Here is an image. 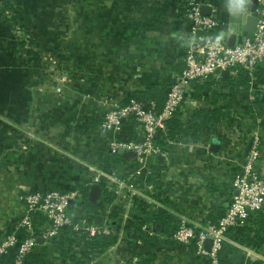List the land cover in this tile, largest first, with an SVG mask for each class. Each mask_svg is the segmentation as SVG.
Instances as JSON below:
<instances>
[{
  "label": "crops",
  "instance_id": "0c3cea01",
  "mask_svg": "<svg viewBox=\"0 0 264 264\" xmlns=\"http://www.w3.org/2000/svg\"><path fill=\"white\" fill-rule=\"evenodd\" d=\"M202 1L216 12L226 43H242V25L229 22V0ZM185 2L17 0L13 11L27 13L21 22L27 28L60 31L49 43L50 50H58L57 60H50L55 68L45 63L52 56L39 53L48 47L44 40L38 46L28 40L29 44L16 46L10 33L13 24L0 15V223L5 231H0V238L13 232L22 216L20 204L10 200L15 195L74 190L79 196L71 203L70 213L88 219L98 229L96 234L117 236L113 246L93 255L78 247L76 253L86 264H127L147 254L153 255L152 264H210L206 256L197 255L194 243H177L171 235L183 220L209 224L226 213L233 177L256 133L261 141L259 169L264 174V82L257 81L250 90L220 81L219 90L226 98H220L218 105H225L231 117L207 124L198 143L169 140L161 146L163 154L147 157L145 174L137 182L142 197L133 198L115 187L116 178L126 181L133 173L135 158H125L128 161L115 165L109 180H104L113 199L107 202L100 193L94 202L103 208L92 216L78 206L86 192L107 175L102 164L110 141L142 136V127L132 119H125L120 131L102 130L107 112L134 94L165 98L184 68L185 54L195 48ZM65 61L73 70L63 82L60 77L68 75ZM55 76L59 81H54ZM209 106V101L191 94L184 101L182 115L189 119ZM97 175L100 180L96 182ZM153 178L163 182L157 191L160 199L154 196ZM97 215L102 216L98 225ZM142 224H148L156 236L143 233ZM240 233L238 229L228 232L221 264L264 259V245L254 251L236 239ZM39 243L32 252L46 248L47 256L25 264H69L54 241ZM17 248L2 255L1 264H12Z\"/></svg>",
  "mask_w": 264,
  "mask_h": 264
},
{
  "label": "built area",
  "instance_id": "2783aa9c",
  "mask_svg": "<svg viewBox=\"0 0 264 264\" xmlns=\"http://www.w3.org/2000/svg\"><path fill=\"white\" fill-rule=\"evenodd\" d=\"M203 4L205 2L202 0L185 2V16L190 23L195 48L185 54L184 68L173 79L163 108L160 109L156 101L145 106L131 98L129 102L109 110L100 126L102 130L120 131L125 119L134 118L142 127V141L114 138L109 143L110 152L123 149L136 153L137 164L132 167L133 173L126 181L115 179V187L125 190L133 198L142 197L137 180L145 174L147 157L163 154L161 147L154 142L155 134L165 128L167 120L175 114H182V106L192 94L194 83L222 76V71L225 70L229 71L230 76L246 71L251 77L249 85L246 86L250 90H253L258 81L255 71L264 62V0H258V22L255 30L249 32L242 43L232 46L224 38L217 41L220 21L213 9L210 14H203ZM260 156L261 141L256 133L241 169L232 180L233 195L224 216L209 224L200 220H183L171 238L183 245L194 243L197 255L206 256L210 264H221V252L230 228L244 227L254 214L264 210V174L259 169ZM95 180H100L98 175ZM143 183L145 185L144 181ZM78 196L77 191L51 190L17 194L10 199L11 202L20 204L23 213L15 225V230L2 234L0 238V264L1 256L16 246L17 253L12 264H25L39 239L53 242L63 227L69 226L76 232L87 231L90 236L98 233V229L90 225L88 219L77 218L70 213V205ZM36 216L43 218L40 227H37ZM140 227L143 233L156 236L148 224ZM0 231L5 232L3 228ZM21 233L23 236H20ZM207 238L213 242L209 251L204 248Z\"/></svg>",
  "mask_w": 264,
  "mask_h": 264
},
{
  "label": "trees",
  "instance_id": "16d2710c",
  "mask_svg": "<svg viewBox=\"0 0 264 264\" xmlns=\"http://www.w3.org/2000/svg\"><path fill=\"white\" fill-rule=\"evenodd\" d=\"M12 11L13 5H11L9 0H0V15L2 17H7V13ZM255 75L260 83L264 82V64L258 66L257 70L255 71ZM250 79V75L246 71H242L237 76H229L227 78H225L224 76H221L220 78L211 77L206 81H200L195 84L192 92V97L198 100L203 99L205 101H209L212 106L204 107L194 112L189 119H184L181 113L175 114L172 118L167 120L165 128L158 131V136H155L154 138L155 144L161 147L166 143V141L169 140H187L192 143L200 142L204 135V130L207 124L212 122H221L231 117V114L229 113L228 108L225 105H218V100L220 98H226V96L219 90L220 81L227 80L233 87H246L249 85ZM167 94L165 98L163 97L160 99L157 94L154 95L152 93L142 95L134 94L129 98V100L131 98H135L138 101L142 102L145 106H149L151 101H156L158 107L161 109L163 107ZM129 100L127 102H129ZM259 103L261 104V102ZM128 119L137 121L134 118ZM136 140L142 141L143 138L141 136ZM123 161L127 162L128 160H126L118 152H109L104 158L102 169L110 170L115 165ZM133 163L134 165H136L137 160L135 159ZM150 181L154 185V189L156 192L154 196L160 199L161 196L157 191L162 188V180L153 178ZM137 182L139 183L140 179H138ZM106 186L107 183L104 180H100V188L102 187V196L106 199L107 202H109L113 199V195L109 192ZM139 204L140 208L143 211L142 206H144V203L140 202ZM78 206H80L82 209L87 210V213L91 214V216L98 213V211L103 208L101 203L93 202L91 200L89 192H86L83 200L79 201ZM224 214H221L220 218L223 217ZM36 223L37 225L42 224L43 218L41 216H36ZM138 223L139 222H137L136 224ZM233 229H238L241 232L240 234H237L239 236L236 237V239L240 240L243 243H246L254 251H258L264 245V210L254 214L244 227H232L229 231H233ZM116 242V235L100 233L90 236L87 231L76 232L71 230L69 226L63 227L61 229V233L54 239V243L59 249L62 258L67 260L69 264H86V261H84L83 257L80 254L76 253L79 247L78 245L86 249V251L89 252L88 254L93 255L97 252L108 249ZM39 245L41 244L38 243L37 246ZM46 256L47 249L41 247L40 250L31 252L27 257V260L31 259L41 262ZM152 258V254H147V256L141 257L138 261L133 262L130 260L127 264H152ZM244 264H264V261L259 258H249Z\"/></svg>",
  "mask_w": 264,
  "mask_h": 264
},
{
  "label": "rangeland",
  "instance_id": "374dc122",
  "mask_svg": "<svg viewBox=\"0 0 264 264\" xmlns=\"http://www.w3.org/2000/svg\"><path fill=\"white\" fill-rule=\"evenodd\" d=\"M9 2L11 3V5H14L15 7H17V3H16L17 0H9ZM249 9H250V6H249ZM26 16H27V13H20V11H18L16 14L14 13V11L9 12V13H7V17L5 16L6 19L4 18V21L9 25L13 24L12 26H10V33H11L12 40L14 41L16 46H18V47L22 46V45L29 44L27 42V40L30 42H34V44L36 46H38V43H39V45L41 43H43V40H44V42L47 43L48 47L45 50H40L39 53L42 55H46V56H52L51 59H49L45 63L48 64L51 68L57 67V66L53 65L54 64L53 60L54 59L57 60L58 50H56V49L50 50L49 43H53L54 40L59 37L60 31L57 29H52L48 32H44L41 29H38V30L29 29V28H27L26 23H21V22H24V20L26 19ZM55 20H57V18H55ZM52 58H54V59H52ZM50 60H52L53 62ZM66 64H67V62L65 61L63 66L65 68V72H68V75H66L67 76L66 77V76H63L64 75L63 74L60 77V79L63 80V82H65V78L70 77L69 74L73 70V67H71L70 64H67V65ZM54 74H56V76H57L56 72H52V75H54ZM56 76L54 78V81H56V79H57ZM57 80L59 81V79H57ZM118 105H121V104H117L116 106H118ZM116 106H114V107H116ZM59 191H62V190H59ZM65 191H74V190H65Z\"/></svg>",
  "mask_w": 264,
  "mask_h": 264
},
{
  "label": "water",
  "instance_id": "95a60500",
  "mask_svg": "<svg viewBox=\"0 0 264 264\" xmlns=\"http://www.w3.org/2000/svg\"><path fill=\"white\" fill-rule=\"evenodd\" d=\"M257 7H258V0H251L250 11L248 12V14L245 15L244 13H231V12H229V15H228L229 16V22L231 23V25L232 24H241L244 36H247L249 34V32H253L256 28V25L258 22ZM201 11L203 14H210L212 11V6H210L208 4H203L201 7ZM222 75L230 76L228 70L222 71ZM155 136L157 137L158 133H156ZM118 153L126 159H131V158L136 157V153L134 151H125L123 149H119ZM106 174L107 175H102L101 179L109 180L108 176L112 175V171L107 170ZM100 193H101L100 185L93 186L91 191H90L91 200L93 202L96 201L98 199ZM101 221H102V216L97 215L95 217V224H97V225L101 224ZM38 241L41 242L42 240L39 239ZM212 243H213L212 239L207 238L204 242V248L209 251L211 249Z\"/></svg>",
  "mask_w": 264,
  "mask_h": 264
},
{
  "label": "clouds",
  "instance_id": "9594fccd",
  "mask_svg": "<svg viewBox=\"0 0 264 264\" xmlns=\"http://www.w3.org/2000/svg\"><path fill=\"white\" fill-rule=\"evenodd\" d=\"M250 4L251 0H229L227 9L231 13H244L246 15L248 14ZM224 35L225 32H221L217 37V41L221 40Z\"/></svg>",
  "mask_w": 264,
  "mask_h": 264
}]
</instances>
